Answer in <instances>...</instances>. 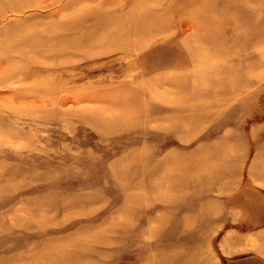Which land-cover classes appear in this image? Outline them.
I'll return each mask as SVG.
<instances>
[{
  "label": "rangeland",
  "instance_id": "374dc122",
  "mask_svg": "<svg viewBox=\"0 0 264 264\" xmlns=\"http://www.w3.org/2000/svg\"><path fill=\"white\" fill-rule=\"evenodd\" d=\"M264 264V0H0V264Z\"/></svg>",
  "mask_w": 264,
  "mask_h": 264
},
{
  "label": "water",
  "instance_id": "95a60500",
  "mask_svg": "<svg viewBox=\"0 0 264 264\" xmlns=\"http://www.w3.org/2000/svg\"><path fill=\"white\" fill-rule=\"evenodd\" d=\"M231 264H262V262L257 260L255 257H247L231 261Z\"/></svg>",
  "mask_w": 264,
  "mask_h": 264
}]
</instances>
